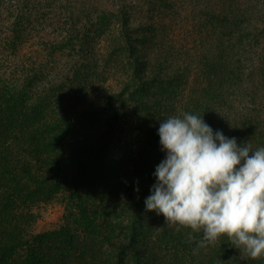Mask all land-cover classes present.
<instances>
[{"label":"trees","instance_id":"1","mask_svg":"<svg viewBox=\"0 0 264 264\" xmlns=\"http://www.w3.org/2000/svg\"><path fill=\"white\" fill-rule=\"evenodd\" d=\"M260 10V0L123 3L94 62L66 81H41L33 63L0 77V264H264L226 235L198 247L202 233L190 242V228L144 203L166 157L164 119L194 114L264 147ZM52 202L61 223L36 232Z\"/></svg>","mask_w":264,"mask_h":264},{"label":"clouds","instance_id":"2","mask_svg":"<svg viewBox=\"0 0 264 264\" xmlns=\"http://www.w3.org/2000/svg\"><path fill=\"white\" fill-rule=\"evenodd\" d=\"M158 135L166 157L146 211L178 232L190 228V242L202 233L198 247L226 235L242 255L264 258V147L253 151L189 113L164 119Z\"/></svg>","mask_w":264,"mask_h":264},{"label":"rangeland","instance_id":"3","mask_svg":"<svg viewBox=\"0 0 264 264\" xmlns=\"http://www.w3.org/2000/svg\"><path fill=\"white\" fill-rule=\"evenodd\" d=\"M143 1L0 0V77L13 78L18 66L33 63L41 81H66L75 69L94 62L100 37L104 30L116 28L115 17L121 16L122 4ZM137 8L140 12L136 7L129 9L131 27L139 25L141 9ZM260 9L264 21V0H260ZM63 214L58 202L40 207L34 230L57 227Z\"/></svg>","mask_w":264,"mask_h":264}]
</instances>
